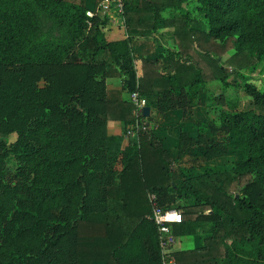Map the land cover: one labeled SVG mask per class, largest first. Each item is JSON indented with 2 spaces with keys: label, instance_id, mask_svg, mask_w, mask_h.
Returning <instances> with one entry per match:
<instances>
[{
  "label": "trees",
  "instance_id": "1",
  "mask_svg": "<svg viewBox=\"0 0 264 264\" xmlns=\"http://www.w3.org/2000/svg\"><path fill=\"white\" fill-rule=\"evenodd\" d=\"M182 1L125 3L123 23L129 37L152 38L162 25L172 30L175 42L174 51L142 59L140 74L129 38L107 41L97 25L90 28L88 37L95 45L92 59L102 64L108 57L105 77H123L119 90L104 93L101 113L106 121L127 125L136 120V107L123 100V93L170 103L175 92L185 90L188 102L195 104L203 83L218 80L225 87L230 75L264 60V0H196L197 17L162 15L164 10L180 8ZM86 11L85 0H0L1 131H17L40 100L37 75L43 70H66L65 60L74 43L95 21ZM213 45L221 51L232 49L233 54L223 61L217 50H210ZM244 91L254 107L238 110L228 104L219 116L234 137L228 145L236 156L232 174L207 170L196 183L175 184L171 162L158 140L150 133L138 139L129 135L117 183L105 188L107 210L85 213L70 227L75 264H159L157 231L148 220L152 195L162 210H180V222L172 224L175 237L194 235L198 227H204L197 215L204 210L198 207L217 211L205 247L173 254V264H264V88L246 83ZM24 132L23 128L19 140L23 137L36 145L29 151L39 155L42 167L28 187L29 199L64 196L75 183L69 180L72 165H83L86 156L78 145L74 154L63 153L70 151L65 136L47 137L40 129ZM232 183L236 190L230 194L225 187ZM14 189L0 183V221L6 206L1 204ZM179 189L194 195L196 203L179 207ZM43 210L47 212L49 206L44 204ZM14 258L10 251L2 263L15 264Z\"/></svg>",
  "mask_w": 264,
  "mask_h": 264
},
{
  "label": "rangeland",
  "instance_id": "2",
  "mask_svg": "<svg viewBox=\"0 0 264 264\" xmlns=\"http://www.w3.org/2000/svg\"><path fill=\"white\" fill-rule=\"evenodd\" d=\"M99 1H95L93 9ZM128 2L131 4V0ZM196 7V0H183L180 8L170 9L174 10L171 13L166 12L167 9L162 14L165 18H180L185 14L197 17ZM94 19V23L89 22L84 35L76 40L70 50L65 60L66 70H43L37 75L36 87L40 100L23 125L9 133L0 130V183L15 188L8 191L10 193H7L5 203L1 204L6 206L3 207L5 214L0 221V264L7 259L10 251L15 255V264H75V239L70 227L85 213L107 210L105 188L117 183L122 169L121 152L128 145L129 135L138 139L150 133L158 140L171 162L176 175L171 182L175 184L182 181L196 183L197 178L207 170L233 173L236 158L224 148L231 136L222 128L220 111L226 110L228 104H235L238 110L254 107L244 91V85L249 83L263 90L264 60L230 75L225 87L218 80L203 83L195 104L188 102L185 90H182L178 95L175 93L170 103L156 102L152 97L146 100L144 109L138 110L130 95L123 93V100L136 107V120L127 125L115 124L117 121L110 124L101 113L104 93L106 90H119L123 77H105L106 64L110 63L108 57L102 64L92 59L95 45L88 37L89 30L97 25L98 32L104 36V30L111 20L108 17ZM114 22L120 31L128 35L123 18L115 16ZM104 38L108 40V37ZM164 44L167 47L164 48L165 54L167 50L175 49L173 34L172 39H167ZM220 49H215V45L210 48L217 50L223 61L234 51ZM133 55L139 71L140 61L144 58L134 51ZM208 84L210 89L207 88ZM215 88H220V92L214 93ZM256 111L261 112V109L256 108ZM23 128L24 134L28 130L40 129L47 137L65 136L64 144L70 147V151L63 153L67 156L74 154V146L78 145L86 156L83 165H72L73 173L69 180L75 183L65 191L64 196L53 200L29 199L28 187L42 173V167L39 166V155L34 157L29 151L35 144L23 137L19 140ZM23 144H27L28 149ZM206 151L208 154L216 152L217 155L209 161ZM58 173L62 175L63 171L60 169ZM225 188L230 194L236 190L234 183ZM178 194L179 207L196 203L191 193L181 189ZM44 204L49 206L47 212L43 210ZM197 210H204L197 215L200 223L207 228L204 231L211 232L214 221L218 219L217 211L209 213L205 206Z\"/></svg>",
  "mask_w": 264,
  "mask_h": 264
},
{
  "label": "crops",
  "instance_id": "3",
  "mask_svg": "<svg viewBox=\"0 0 264 264\" xmlns=\"http://www.w3.org/2000/svg\"><path fill=\"white\" fill-rule=\"evenodd\" d=\"M95 1L96 0H85V8L87 11H90L93 9ZM171 11H174V10L168 9L166 12L171 13ZM104 31H105L104 37H108V40L105 38L107 41L131 38L127 35V33H123L122 31H120V29L116 26V23L113 20H110V24L105 28ZM120 33H122V34H120ZM163 38H165V40H163ZM131 39L132 40H130V45H131V48L133 49V51L135 52L136 55H139L140 57H143L144 59H146V58L152 59V58L158 57L159 54H165L164 48H167V47L164 44V41L166 42L167 39H169V40L172 39V33H171L170 29L165 28L162 25H159L157 28V31L153 34L152 38L151 37H132ZM170 50L174 51L175 49H170ZM138 74H140V70L138 71ZM207 88L210 89L209 84L207 85ZM215 89L216 90H214V93L220 92L219 91L220 88H218V89L215 88ZM175 93H177V92H175ZM175 93L173 95V98L176 95ZM177 95H178V93H177ZM123 98H124V95H123ZM150 98H152V97H150ZM250 101H251V99H250ZM251 103H252V101H251ZM210 119H211V121H210ZM210 119H209V121H210V123H212L213 120H212V118H210ZM204 121H207V120H204ZM108 122L110 124L114 123L111 121H108ZM118 123H120V122H115V124H118ZM221 124H222V128L225 129L223 123H221ZM229 136H231V139L229 142V143H231L234 141V137L231 134H229ZM215 143L219 144V141H216ZM229 143L225 144L226 147H224V148L228 149L230 151V153L233 154L231 148L228 147ZM205 154H207V157L206 156L205 157L209 161L212 160L217 155L216 152H212V154H208L207 151L205 152ZM233 156L236 158V156L234 154H233ZM209 213H211V212H209ZM205 215L206 214H204V216ZM206 229L207 228L200 226L196 229V232H199V233H197L195 235H184V236L176 237V244L170 250V256L173 257V254L178 253V252L190 251V250H194V249H203L205 247V240L211 236V234H209L208 231H204ZM159 255H160L159 256V264H160V260H161L160 250H159ZM93 264H103V263L94 262Z\"/></svg>",
  "mask_w": 264,
  "mask_h": 264
},
{
  "label": "built area",
  "instance_id": "4",
  "mask_svg": "<svg viewBox=\"0 0 264 264\" xmlns=\"http://www.w3.org/2000/svg\"><path fill=\"white\" fill-rule=\"evenodd\" d=\"M126 2L127 0H100L93 10L86 11V16L89 19L108 17L115 21V16L122 19ZM130 98L138 110L145 108L146 99L140 97L138 93L130 94ZM153 199L154 196L152 195L150 197L152 211L148 216V220L155 226L157 231L158 247L161 252L160 264H173L174 260L170 256V250L176 242V237L173 234L172 224L180 222L181 213L177 208L162 210L153 203Z\"/></svg>",
  "mask_w": 264,
  "mask_h": 264
}]
</instances>
